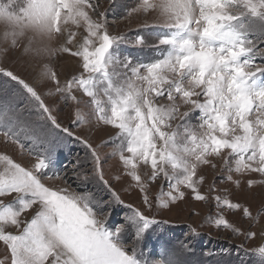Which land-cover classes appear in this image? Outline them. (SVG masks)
Masks as SVG:
<instances>
[{
	"label": "snow or ice",
	"instance_id": "6c2138e0",
	"mask_svg": "<svg viewBox=\"0 0 264 264\" xmlns=\"http://www.w3.org/2000/svg\"><path fill=\"white\" fill-rule=\"evenodd\" d=\"M110 3L115 8L119 0ZM121 7V19L150 14L152 27L162 30L157 41L163 47L149 45L139 32L131 40L111 35L98 0H0V56L26 42L24 54L33 58L50 59L56 52L79 58L66 83L47 66L41 72L65 107L75 106L67 127L58 119L61 109L0 67V76L12 84L0 85V135L35 159L28 168L0 155V242L10 253L0 264H192L191 241L166 247L159 259L144 249L152 233L169 223L157 219L159 213L193 200L214 204L215 217L208 220L217 227L245 240L257 236L251 229L260 224L264 204L254 216L250 206L230 197L254 199L255 187L264 186V179L251 178H264V0H136ZM122 44L152 47L154 58L122 55ZM178 117L182 122L174 124ZM91 125L118 130L111 158L118 154L121 174L131 178L141 207L125 204L106 179L103 144L94 147L73 131ZM64 140L86 150L70 161L71 179L101 186L108 199L77 192L67 172L52 171ZM210 157L222 163L205 192L202 166L217 167ZM157 180L167 192L153 200L148 189ZM217 183L229 187L220 190ZM237 210L252 222L246 232L225 219ZM192 235H198L194 229ZM259 235L264 240V226ZM253 253L264 264V246Z\"/></svg>",
	"mask_w": 264,
	"mask_h": 264
},
{
	"label": "rangeland",
	"instance_id": "374dc122",
	"mask_svg": "<svg viewBox=\"0 0 264 264\" xmlns=\"http://www.w3.org/2000/svg\"><path fill=\"white\" fill-rule=\"evenodd\" d=\"M99 11L105 12L108 18L109 33L113 36H125L128 39H134L136 33L139 32L147 38L149 45H156L157 47H163L158 45L157 36L161 34L160 29L152 27V17L150 14L134 13L131 17L121 19L119 18L122 11V4H127L129 7L135 5L136 0H119L117 6L112 8L110 0H98ZM112 8L111 11L108 9ZM94 19L96 17H93ZM147 21L148 27H143L144 22ZM5 31V25L0 23V37L3 36ZM77 32V39L80 38V32ZM26 43V42H24ZM24 43L19 44L15 49L8 53V55L0 56V67H5L10 71H13L17 75L24 78L31 83L42 94L45 103L49 106H53L56 109H61L58 112V119L61 121L62 126H69L75 119V106L71 103L68 107H65L64 102L55 93V86L50 80L41 79V72L45 66L51 68L60 79L61 83H66L70 79V73L73 67L79 63V58L71 57L68 53L56 52L49 59L45 58H33L24 54ZM75 43V41H74ZM68 47H73L68 45ZM264 47V46H262ZM73 50H75L73 48ZM119 51L122 55H131L133 58L149 59L154 58V48H134L132 46L120 45ZM6 77L0 76V85L11 88V83H5ZM83 100H87L82 93H77ZM161 103L167 104L168 101L161 100ZM87 111V109H85ZM181 112L188 111L187 108H181ZM196 113H192L193 123H195ZM181 119L178 117L174 124L181 123ZM73 131L78 136L88 138L95 147L98 144H103L99 149L102 156L107 160L105 165L106 179L112 184L113 188L119 193L125 204H130L135 207H141L142 197L138 190L134 187H130L133 182L127 175L121 174L118 161V154L116 158H111L113 149L115 147L117 129H113L109 126H100L96 128L95 125L74 127ZM58 154L56 157L57 164L52 171H65L69 174V180L73 189L77 192H90L93 193L98 199H108V193L97 184L83 185L78 180H72L70 173L72 169L73 161L77 155L83 156L85 149L83 146L73 140H64L58 147ZM9 155L21 166L31 168L35 163L33 156L28 154L27 150L21 151V149L5 142L4 137L0 135V155ZM212 163L216 164V168L213 169L211 164L202 166L204 168L205 183L202 186L203 191H207L208 185L212 184L216 178L220 175L221 161L216 158H209ZM51 174V173H50ZM199 174V172H198ZM120 178L117 179L116 177ZM251 178L255 180L264 179L259 174H251ZM47 185L54 187H65L66 185L61 180H45ZM162 181L157 180L149 185L148 193L149 197L153 200L156 195L162 190L167 192V185L161 187ZM229 187L228 184L217 183V188L222 190ZM219 194H223L222 192ZM254 199H239L236 197H230L233 202H241L244 206H250L252 214L257 215V210L264 204V186L257 185L255 187ZM10 199V198H5ZM147 212V209H142ZM216 209L213 203L204 204L202 201H192L191 203H185L180 205V210L173 208L171 211L163 210L157 216V219L167 220L169 223L163 227L157 228L152 233L150 240L147 242L145 252L152 258L159 259L165 251V248L179 247L182 242H192L194 253L191 255L192 264H259L260 257L253 253L254 249L264 246V240L260 237L259 233L261 226H264V216H261L260 224L252 228V231L257 233V236L245 240L243 235L234 234L231 230L217 227L214 222L208 220L209 217H215ZM225 219L234 227L238 228L240 232H246L251 227L252 222L243 218L242 213L237 210L235 212H226ZM119 217H113L111 222H115ZM198 234L192 235V230ZM15 233L14 229H10ZM227 250V251H226ZM210 252V255H204L205 252ZM228 252L231 254L228 255ZM10 257V253L7 252L6 246L3 242H0V260Z\"/></svg>",
	"mask_w": 264,
	"mask_h": 264
}]
</instances>
